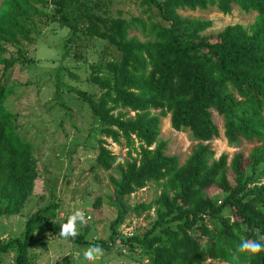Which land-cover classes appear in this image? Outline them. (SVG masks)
Masks as SVG:
<instances>
[{"label":"trees","instance_id":"1","mask_svg":"<svg viewBox=\"0 0 264 264\" xmlns=\"http://www.w3.org/2000/svg\"><path fill=\"white\" fill-rule=\"evenodd\" d=\"M129 1L145 18L111 17L110 0H48L49 13L41 9L44 0L0 3V217L21 212L37 176L34 146L17 133V115L7 104L8 83L16 64L33 63L21 45L36 43L37 22L49 18L69 30L65 46L79 33L105 42L100 59L90 66V82L99 95L74 90L101 125L96 167L117 173L109 176L107 200L117 216L110 224V243L98 241L101 246L140 247L149 264H264V253L250 257L239 251L243 239L264 237V0ZM233 5L254 12L253 23L228 25L215 37L203 34L210 21L178 13L215 7L229 15ZM131 29L145 40L129 37ZM7 45L16 47V57L5 56ZM213 112L222 118L229 144L254 145L246 157L214 158L209 142L219 131ZM168 115L172 130L189 131L197 142L182 165L165 154L167 143L158 138L160 118ZM106 139L125 147L122 162ZM149 183L160 189L156 199L130 208L125 198ZM211 187L223 191L220 202L207 196ZM151 208L156 218L142 236H117L129 214L140 216ZM49 209L31 214L19 237L0 242V257L13 253L14 264H30L35 232L59 235L66 221H54ZM69 240L89 244L81 234Z\"/></svg>","mask_w":264,"mask_h":264},{"label":"rangeland","instance_id":"2","mask_svg":"<svg viewBox=\"0 0 264 264\" xmlns=\"http://www.w3.org/2000/svg\"><path fill=\"white\" fill-rule=\"evenodd\" d=\"M47 1L44 0L45 5L41 9L49 13L51 6ZM108 11L111 17L120 15L128 21L135 17L145 18L138 5L129 0H110ZM178 13L181 17L210 21L211 27L203 33L210 37H215L228 25L238 24L248 28L256 17L254 12H243L236 5H233L229 15L219 13L215 7L179 10ZM153 15L159 20L155 11ZM37 29L39 37L36 43L23 42L21 45L25 58L32 59L33 63L22 66L18 63L12 69L7 100L17 115V133L34 146L37 176L21 212L0 217V242L19 237L26 219L38 210L50 208L54 221L62 222L73 211L81 209L89 219L86 227L79 228V234L84 235L89 244H74L69 239L38 229L35 232L38 242L29 250V257L30 264H86L83 251L93 244L101 246L98 241L110 243V224L117 216L116 210L107 204L111 195L109 176L117 177V173L114 169L108 172L100 170L94 161L98 140L103 139L101 125L92 116L88 105L74 93V90H80L93 96L99 95L100 90L90 82V66L100 59L105 42L79 33L76 41L65 46L69 30L49 18L38 21ZM129 37L145 40L139 31L133 29L129 31ZM6 48L7 58L16 57V47L7 45ZM65 51L67 54H64ZM102 75L106 73L102 72ZM57 81L61 89L59 93H56ZM212 119L219 131L218 137L209 142L214 158L225 154L229 161L238 153L246 157L254 145L242 140L229 144L223 135L222 118L213 112ZM158 138L167 143L165 154L176 156L180 165L197 144L189 131L171 129L169 115L160 118ZM106 142L107 148L122 162L126 157L125 147L112 143L110 139ZM228 180L233 182L231 176ZM159 190L157 185L149 183L125 201L130 208L150 204ZM206 194L216 202L224 196L223 191L216 187L209 188ZM155 218L153 208L140 216L129 214L117 228V236L122 239L142 236ZM205 223L212 227L207 219ZM101 247L103 256L96 264H149L148 256L140 247L118 242L108 249ZM0 264H14L13 253L1 256Z\"/></svg>","mask_w":264,"mask_h":264},{"label":"clouds","instance_id":"3","mask_svg":"<svg viewBox=\"0 0 264 264\" xmlns=\"http://www.w3.org/2000/svg\"><path fill=\"white\" fill-rule=\"evenodd\" d=\"M88 224V217L81 209H76L68 215L66 221L60 225L59 236L64 239L71 238L75 240L79 235V228L86 227ZM264 237L259 239H243L239 245V251L248 256H258L264 253V243H261ZM103 256V248L100 245L93 244L87 247L82 257L86 264H96V262Z\"/></svg>","mask_w":264,"mask_h":264},{"label":"built area","instance_id":"4","mask_svg":"<svg viewBox=\"0 0 264 264\" xmlns=\"http://www.w3.org/2000/svg\"><path fill=\"white\" fill-rule=\"evenodd\" d=\"M88 219H89V217H88Z\"/></svg>","mask_w":264,"mask_h":264}]
</instances>
